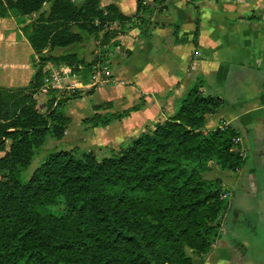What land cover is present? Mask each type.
Masks as SVG:
<instances>
[{
    "label": "trees",
    "instance_id": "16d2710c",
    "mask_svg": "<svg viewBox=\"0 0 264 264\" xmlns=\"http://www.w3.org/2000/svg\"><path fill=\"white\" fill-rule=\"evenodd\" d=\"M160 2L137 0L129 17L103 0H0V18L16 16L36 54L28 86L0 89V264H196L220 238L229 200L223 180L207 175L238 171L246 157L235 130L207 129L224 102L205 96L201 83L186 89L167 120L154 121L111 156L55 152L23 179L38 148L49 137L64 138L67 103L77 98L56 103L55 96L42 113L36 95L48 92L46 67H64L88 84L94 67L107 61L104 48L120 46L118 36L134 28L146 34ZM93 41L101 51L89 59ZM144 103L106 113L96 105L82 124L107 128ZM59 202L65 214L45 211Z\"/></svg>",
    "mask_w": 264,
    "mask_h": 264
},
{
    "label": "crops",
    "instance_id": "0c3cea01",
    "mask_svg": "<svg viewBox=\"0 0 264 264\" xmlns=\"http://www.w3.org/2000/svg\"><path fill=\"white\" fill-rule=\"evenodd\" d=\"M103 3H117L130 17L137 13V0ZM153 6L146 34L140 36L134 28L118 39L125 59L122 69L112 73L113 81L120 80V87L129 79L130 87L119 92L103 87L87 97L101 91L103 103H115L119 93H130L138 103L143 99V108L132 114L143 125L167 120L177 100L195 84L201 83L205 96L222 99L224 105L208 117L207 129L235 130L246 164L235 172H211L230 193L229 209L212 251L196 262L264 264V0H161ZM19 46L26 59H19ZM1 53L0 89L28 86L36 54L16 16L0 18ZM40 94L48 97L39 93L36 99Z\"/></svg>",
    "mask_w": 264,
    "mask_h": 264
},
{
    "label": "rangeland",
    "instance_id": "374dc122",
    "mask_svg": "<svg viewBox=\"0 0 264 264\" xmlns=\"http://www.w3.org/2000/svg\"><path fill=\"white\" fill-rule=\"evenodd\" d=\"M80 1V0H76ZM120 7V6H119ZM130 17V15H128ZM129 35V34H128ZM121 38L118 36V39ZM117 39V38H116ZM116 40H113V42ZM119 41V40H118ZM112 42V43H113ZM121 43V41H119ZM121 47H111V48H104V50H110L109 53L105 56L107 57V61L101 65V68L107 67L109 72L114 74L117 73V70L122 69V57L125 55L124 51H120ZM100 48L97 42L93 41L88 46L85 54L89 59H93L96 55L100 53ZM20 53V54H19ZM4 53L0 55L3 56ZM19 59L22 60L23 58L26 59V51L23 50L19 46L18 49ZM51 65V64H49ZM94 72V70H93ZM122 77V76H121ZM116 76L112 75L110 78V83L104 86L106 90H122L130 87L129 79H124V84L119 87L118 82L113 81ZM124 78V77H123ZM130 78V77H129ZM93 74L91 76V80L88 84L83 83L81 84L84 86H88L92 84ZM123 80V79H122ZM121 80V81H122ZM99 86H91L85 87L81 90H68L66 85L63 88L56 89V90H48V92H40L46 94L48 97L42 96L41 94L38 96V106L42 113H48V102L51 98L56 96V103L64 98L67 97H76V99H71L70 103H67V110L66 114L71 119V123L69 124L65 136L61 140H57L53 137H49L44 144L40 146L37 150V155L34 158L32 164L28 168V170L24 173L23 179L28 181L33 173L41 166V164L46 160L48 155L59 152V151H74L83 150V151H94L97 155V159L101 160L104 157H109L112 155L113 151H117L120 146L126 145L129 143L140 130H143L145 127H152V122L148 124H142L140 118L136 116H131L121 122H114L110 129L99 130V129H88L85 125L82 124V119L86 118L88 115H93L95 113L94 106L95 105H103L105 111H116V112H123L126 109H129L134 106L135 103H138L139 100H135V96H132L130 93H119V97L116 99L115 103H103L101 97V91L97 92L95 95L87 97L89 94L97 91ZM46 89V88H44ZM50 91V92H49ZM118 94V93H117ZM131 96V97H130ZM87 97L85 100L82 98ZM41 98H44L42 100ZM136 101V102H135ZM102 102V103H101ZM135 102V103H133ZM141 102V101H140ZM136 105V104H135ZM104 111V110H103ZM102 111V112H103ZM104 113V112H103ZM209 178H214V174L210 173L207 175ZM224 195L225 193H229L226 190V187L223 184ZM223 195V197H224ZM230 196L227 197V199ZM47 213H52L57 216H61L66 213V208L63 202H59L53 206L46 208L45 210ZM221 220V218H220ZM197 260V259H196ZM197 264V262H196Z\"/></svg>",
    "mask_w": 264,
    "mask_h": 264
},
{
    "label": "built area",
    "instance_id": "2783aa9c",
    "mask_svg": "<svg viewBox=\"0 0 264 264\" xmlns=\"http://www.w3.org/2000/svg\"><path fill=\"white\" fill-rule=\"evenodd\" d=\"M47 71L48 75L44 80V88L48 90L60 89L63 88L64 85L68 87V90H81L82 88L91 86L104 87L111 81L109 69L107 67L101 68L99 64L94 67L92 84L88 86L81 84L80 79L76 75H71L64 67L57 68L51 66ZM234 142L238 144L239 141L236 138ZM228 196H230V193H225L224 198Z\"/></svg>",
    "mask_w": 264,
    "mask_h": 264
},
{
    "label": "water",
    "instance_id": "95a60500",
    "mask_svg": "<svg viewBox=\"0 0 264 264\" xmlns=\"http://www.w3.org/2000/svg\"><path fill=\"white\" fill-rule=\"evenodd\" d=\"M219 222H220V218L218 219L217 224H219Z\"/></svg>",
    "mask_w": 264,
    "mask_h": 264
}]
</instances>
